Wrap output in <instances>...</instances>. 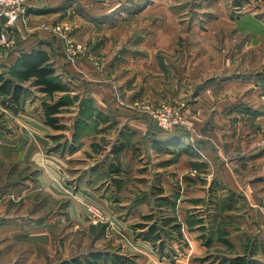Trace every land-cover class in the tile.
<instances>
[{"label":"rangeland","instance_id":"obj_1","mask_svg":"<svg viewBox=\"0 0 264 264\" xmlns=\"http://www.w3.org/2000/svg\"><path fill=\"white\" fill-rule=\"evenodd\" d=\"M193 11H189L190 18L194 16ZM43 24L42 21L35 26L44 28ZM35 26H31L26 15L20 27L26 34ZM17 31L19 29L13 32L14 40ZM213 39L214 45L191 47L187 44L173 54L159 52L158 58L174 62L175 67L165 69L169 72L173 69L178 77L169 72L167 74V71L165 75H156L155 80L161 84L163 94H154L152 98L136 97L134 93L138 89L135 84L131 86L123 79L119 81L118 72L125 68H112V73L106 76L104 62L97 59L92 51L96 45L88 48V44L75 41L70 23L60 20V58H65L67 62H76L82 56L94 58L91 61L97 67L98 77L111 87V99L118 107L133 110L135 115L145 118L153 129L174 132L173 137L182 143L174 156L188 153L193 158L208 157L202 167L206 164L209 167L203 175V182L208 184V195H156L154 191L143 194L144 188L151 189L149 185L143 186L132 179L111 195L112 201L124 204L115 211V218L120 223L116 226L97 204L77 201L74 186L82 182L85 171L70 169L71 161L68 164L64 161L70 170L56 162L60 166V178L55 174L56 177H52V173L45 169L44 165L51 163L45 161L47 156L44 154L55 153L60 157V146L68 139L66 134L52 129L50 132L54 134L49 136L52 139L49 145L38 148L33 139L36 144V148H32L33 153L36 149L42 153L34 156L33 160H22L21 152L15 161L7 160L8 150L0 147V224H11L15 228L10 235L3 231L0 233V256L11 257V260L0 261V264H61L67 261L71 264H105V257L127 263L138 258L144 263L149 259L147 253L151 249L147 241L161 252L159 240L162 239V250L166 254L170 251L188 253L191 247L187 242L188 229L196 224L202 229L201 223H206L201 234L208 236L205 240L209 246L203 256L212 260L216 256H225L222 257L224 264H264L252 258L246 259L247 256H264V38L247 44L248 30L227 27L220 29ZM1 46L0 78H10L13 75L8 53L10 47ZM183 58L187 64L191 63L190 67L180 64ZM126 70L131 72V79L142 72L136 66L126 67ZM185 70L191 77L184 75ZM218 82L221 85H217ZM25 87L34 95L41 94L27 83ZM205 88L210 91L207 95L209 107L200 108L195 105V99L199 100L196 93ZM69 90L73 88L69 86ZM66 94L69 105L62 112L69 126L72 113L87 103L88 98L78 100L70 93ZM234 102H238L235 107ZM11 103L8 94H0V124L5 132L12 130L6 112L9 108L16 111ZM165 109H170L178 119L177 124L170 128H162L155 121L156 115ZM115 124L120 123L115 121ZM110 140L104 135L100 137L96 149L101 153L93 156L95 159L91 156L90 163L98 164L106 160L112 149ZM88 169H92L91 166ZM119 175L120 172H116L113 176L119 179ZM112 177L104 175L106 180L99 184L100 187L107 186L112 190ZM216 181L222 183L224 191L216 187ZM190 197L194 202L189 209H181L180 200ZM72 200L79 202L80 206L74 208L70 205ZM140 201L151 202L155 209L144 214L141 210L134 211ZM88 203L94 204L102 215L94 216ZM149 213L152 214L151 219L143 217ZM164 221H169V225L164 229L160 227V239L152 241L141 236L148 231L150 224L159 227ZM171 224L179 226L180 234L171 230ZM248 235L251 242L243 246L240 240L248 239ZM214 236L219 242L211 246Z\"/></svg>","mask_w":264,"mask_h":264},{"label":"crops","instance_id":"obj_2","mask_svg":"<svg viewBox=\"0 0 264 264\" xmlns=\"http://www.w3.org/2000/svg\"><path fill=\"white\" fill-rule=\"evenodd\" d=\"M193 5L195 6L192 8ZM189 11L194 12L191 18ZM27 13L31 26H38L37 24L42 21L46 25L58 24L60 20L70 23L75 41L88 44V48L96 45L92 51L98 56L97 59L104 62L106 76L112 73V68H125L117 71L119 81L123 79L131 86L135 84L138 89L134 93L136 97L152 98L154 94H161V84L156 82L155 76L162 73L165 75L167 71L165 68L169 66L175 67L173 61L158 58L159 52L173 54L180 48H185L187 44L191 47L208 46L209 43L214 45L213 35L227 27L240 31L248 30L247 44L256 43L264 38V0H31ZM130 23L132 25H128ZM4 24L5 18L0 16V26ZM36 26L26 34L23 33V28L15 32L16 38L8 49L10 66L15 64L22 52L45 50L50 57L49 62L54 69V75L59 76L62 82L71 86L73 90L57 91L47 95L32 85L33 79L23 82L16 80L24 87L26 83L29 84L41 94L34 95L25 87L22 107L16 111L9 108L6 112L9 117L7 122L12 130L7 133L0 124V147L8 150L7 160L15 161L19 152L22 160L27 161L29 158L33 160L34 156L42 153L37 152L38 149L33 153L32 148H36V144L38 148L49 145L52 141L49 136L54 134L50 132L52 129L66 134L65 137L68 139L60 146V157L55 153L44 154L47 156L45 161L51 163L44 165L45 169L49 174L52 173V177L60 178L62 174L56 162L68 170L67 164L71 161L70 169L85 171L82 182L79 181L74 186L77 201L84 200L97 204L107 212L116 226L120 223L115 218V211L120 210L124 204L112 201L111 195L121 190L132 179H136L143 186L149 185L151 189L144 188L143 194L154 191L156 195L163 193V195L178 193L181 196L208 195V184L203 182V175H206L209 167L206 164L202 168L208 159L207 156L193 158L188 153H182L179 157L174 156L175 151L182 145L178 138L173 137L174 132L153 129L145 118L135 115L133 110L118 107L111 99V87L98 77L97 67L93 64L94 58L82 56L76 62H67L65 58H60V36ZM181 63L186 67L191 66L184 58ZM130 66L142 70L134 79H131V72L126 70V67ZM169 73L178 77L173 69ZM185 74H188L186 70ZM179 78L182 79V74ZM217 85L221 83L218 82ZM66 93H70L78 100L83 98L88 100L77 112L72 113L70 120L72 123L69 126L62 112L67 105L62 106L60 113L57 114L62 127L56 129L46 123L42 102L51 103L67 95ZM209 93V88L198 91L196 96L199 100L195 99L197 101H194L195 105L208 108ZM237 103L234 102L233 107ZM115 121L120 124H115ZM103 135L111 139L112 149L106 155L105 161L98 164L90 163L91 159L96 158L93 156H99L101 153L96 149V142ZM113 136L116 138H112ZM33 139L36 141L35 145ZM117 139L120 142H117ZM125 150L126 155H123ZM91 156L93 158L90 159ZM89 166L92 169L89 170ZM116 172H120L121 182L113 176ZM104 175L107 177L109 175V178L113 176L112 190L107 189V186L100 187L99 184L106 180L103 179ZM214 184L222 191L225 190L221 182L216 181ZM190 189L191 191H188ZM184 199L180 200L182 204L180 208L189 209L194 201L191 197ZM77 201L72 200L70 205L78 208L80 205ZM154 209L155 206L151 202L140 201L134 211L141 210L144 214ZM203 225L206 226V223H201L202 229H199L200 225L197 224L188 229L187 242L191 246L188 253L186 251L185 254L182 252L166 254L156 251L152 242L147 241L151 244V249L147 253L149 259L146 262L141 263L137 258L135 262L127 263L121 259L120 261L105 257V264H155L157 259V264H224L222 257L225 256H216L213 260L209 259V256H203L209 247L205 240L208 236L201 234ZM0 226V233L3 231L10 235L15 232L11 224ZM212 241L211 246L219 242L215 240V236ZM240 241L244 246V243L251 242V237L248 235V239L242 238ZM175 245H178L177 241ZM251 258L255 262L256 260L264 262V256H247L246 259ZM9 260L10 256H0V261Z\"/></svg>","mask_w":264,"mask_h":264},{"label":"trees","instance_id":"obj_3","mask_svg":"<svg viewBox=\"0 0 264 264\" xmlns=\"http://www.w3.org/2000/svg\"><path fill=\"white\" fill-rule=\"evenodd\" d=\"M1 30V26H0ZM49 55L45 50L34 49L30 52H22L14 65L11 66L13 75L10 78H0V94H8L11 100V105L15 110L19 109V105L22 104V95L25 92V87L22 83L23 81L31 80L32 85L36 86L39 91L44 92L47 95H52L57 91H67L69 86L62 82L59 76L54 75V69L52 64L49 62ZM16 80L20 82H16ZM69 100L66 96L60 97V99L55 100L51 103L46 101L42 102L43 116L49 125L59 129L62 127L59 123L58 113L62 106L67 105ZM78 134L76 131L75 135ZM146 219H151L152 214H145L143 216ZM169 225V221H164L162 226H157L155 224H150L148 231L142 234L144 238H148L152 241L160 239L161 229ZM171 230L174 229L178 234H180L179 226L176 224H171ZM143 227V225L141 226ZM162 227V228H160ZM166 229V228H165ZM173 231V230H172ZM170 231L169 234L172 232ZM159 248L163 252L164 242L162 239L159 240ZM173 254V252H169ZM72 262H65L61 264H71ZM93 262H90L92 264Z\"/></svg>","mask_w":264,"mask_h":264},{"label":"built area","instance_id":"obj_4","mask_svg":"<svg viewBox=\"0 0 264 264\" xmlns=\"http://www.w3.org/2000/svg\"><path fill=\"white\" fill-rule=\"evenodd\" d=\"M31 0H0V16L5 18V24L0 30V45L9 47L14 42V30L23 26V21L27 13V7ZM44 29L51 31L60 36V23L48 26L42 25ZM156 123L162 128H170L177 124L178 119L174 117L170 109H165L161 114L156 115ZM90 209L94 212V216L100 217L102 212L92 204Z\"/></svg>","mask_w":264,"mask_h":264}]
</instances>
